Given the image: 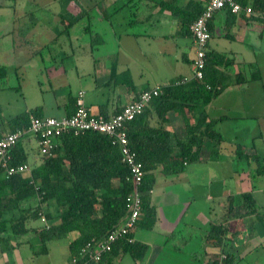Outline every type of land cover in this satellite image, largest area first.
Returning a JSON list of instances; mask_svg holds the SVG:
<instances>
[{
	"label": "crops",
	"instance_id": "crops-1",
	"mask_svg": "<svg viewBox=\"0 0 264 264\" xmlns=\"http://www.w3.org/2000/svg\"><path fill=\"white\" fill-rule=\"evenodd\" d=\"M13 1L16 12L19 0ZM28 1L33 5L29 7H34L31 13H48L59 24L54 32L48 22L37 18L26 28L27 35L37 37L27 39L37 53L27 47L16 48L24 57L20 64H2L8 76L16 71L19 85L18 89L15 85L4 88L25 99L29 92L31 95L22 109L3 112L0 106V137L11 130L9 119L16 114L34 109L41 116L68 114L80 90L85 91V102L92 112L110 115L144 89L177 76H192V69L190 74L184 68L185 64L191 66L194 56L192 35L179 29V16L162 0ZM187 1L180 0V5ZM253 1L246 0L247 4ZM6 6L7 2L0 0V10ZM80 21L84 24L79 33L76 26ZM135 25L138 32L131 30ZM209 28L207 52L225 55L217 64L224 74V87L206 106L225 141L221 156L212 160L209 150L203 148L199 159L185 162L175 174H164L158 165L150 191L155 223L151 228L137 226L133 233L134 241L149 245L148 252L141 260L127 253L117 258L120 264H264V22L223 8L215 12ZM49 42L57 47L45 57L42 50ZM32 63L42 69L46 80L37 77L27 89L23 72H18ZM4 88L0 84V91ZM49 95L53 99L50 104L45 101ZM166 117L165 128L185 137L183 114L169 111ZM190 121L195 122V118L190 116ZM244 140L251 144L245 145ZM38 152L29 155L31 168L39 164ZM245 192L250 193L255 206L247 203ZM28 204L36 206L37 199ZM48 209L54 212L53 207ZM42 217L29 224L31 229L24 235L29 239L11 240L14 245L5 250L0 244V264H18L19 257L23 264L21 247L25 242L40 246L38 253H50L49 243L43 251L38 232L57 224L59 218L44 216L45 222ZM217 225L225 233L214 238L212 230L218 231ZM78 235V230L68 233L69 247Z\"/></svg>",
	"mask_w": 264,
	"mask_h": 264
},
{
	"label": "trees",
	"instance_id": "trees-1",
	"mask_svg": "<svg viewBox=\"0 0 264 264\" xmlns=\"http://www.w3.org/2000/svg\"><path fill=\"white\" fill-rule=\"evenodd\" d=\"M207 1L188 0L180 5V0H162V3L179 16V29L192 35L190 26ZM238 1L251 5L257 14L251 16L264 22V0H254L251 4H247L246 0ZM36 53L33 51V54ZM224 57L223 54L207 52L203 79L189 78L177 83L188 77L177 76L163 83L162 92L127 124L129 144L145 170L140 185L144 193L142 213L136 227L151 228L155 223L156 209L151 203L150 191L155 185V171L159 164L164 174H175L183 169L185 162L199 159L203 148L209 150L212 160L221 156L225 141L216 127L217 120L209 116L206 106L224 87V74L217 68ZM192 62L193 59L191 65ZM7 72L6 66L0 65V80L8 76ZM13 87L18 89L19 85ZM71 104L74 108L68 115L75 111L76 98ZM169 111L183 114L185 137L181 138L176 132L165 128L166 113ZM31 114L40 115L38 109H34L10 118L9 131L27 129ZM190 116L195 118V122L191 123ZM24 141H19L11 149L13 164H29L31 150ZM53 151L51 156L38 152L39 164L32 168L30 174L7 176L0 168V244L3 250L14 245L11 240L29 233V224L34 219L43 215L52 219L57 215V224H50L48 228L44 226L38 232L43 251H46L49 241L65 238L70 231L78 230V237L70 243L72 255L78 253L87 242L97 241L113 230L125 216L126 196L134 184L130 178V167L122 161L120 148L113 143L112 136L95 130L79 134L71 130L60 136L59 144ZM262 169L264 173V166ZM115 180L118 181L117 185L114 184ZM243 196L247 203L255 206L249 192ZM33 199H37L34 207L28 204ZM49 207H53L54 212L49 211ZM217 226L218 231L212 230L215 232L214 238L225 233H221L224 230L221 225ZM134 230L130 233L132 237ZM148 249L146 243L121 239L97 264H120L117 258L127 253L141 260Z\"/></svg>",
	"mask_w": 264,
	"mask_h": 264
},
{
	"label": "built area",
	"instance_id": "built-area-1",
	"mask_svg": "<svg viewBox=\"0 0 264 264\" xmlns=\"http://www.w3.org/2000/svg\"><path fill=\"white\" fill-rule=\"evenodd\" d=\"M228 8L233 13L244 12L256 16L251 5H243L238 0H208L201 14L190 26L194 44L192 76L178 80L177 83L189 78L203 79L206 66V54L211 32L209 21L215 12ZM264 18V16H263ZM162 92V84L142 90L131 102L125 104L117 113L105 115L94 113L85 102V91L80 90L76 96L75 111L63 116H40L31 114L27 129L8 131L0 137V168L7 176L22 173L30 174L32 168L28 163L13 164L11 149L21 140H36L41 155L51 156L59 144L60 136L73 130L75 134L86 130H95L112 136L122 154V161L130 167V178L134 186L126 196L127 212L118 225L99 240H91L82 246L78 253L72 254L70 264H97L103 255L109 252L114 244L121 239L133 241L130 233L136 227L142 213L143 191L140 185L145 175L143 164L132 150L127 134V124L141 114L155 96ZM42 219L46 222L45 217Z\"/></svg>",
	"mask_w": 264,
	"mask_h": 264
},
{
	"label": "rangeland",
	"instance_id": "rangeland-1",
	"mask_svg": "<svg viewBox=\"0 0 264 264\" xmlns=\"http://www.w3.org/2000/svg\"><path fill=\"white\" fill-rule=\"evenodd\" d=\"M7 2V6L4 9L0 10V65L5 64L7 66H16L17 64H20L24 57L21 56V54L16 51V48L23 49L24 47H27V49L33 53V51H36V47L32 45L31 41L32 39H36L37 37L34 36L31 38V35L26 34V28L30 23L37 21L41 22H48L47 26L51 27V30L56 32L57 31V24H59V20L56 18H51V15L48 13L42 14L39 12H33L31 13V10H34V7H29L33 5H29L30 1L28 0H19L17 2L16 12H14L13 0H5ZM127 16L129 17V12L127 11ZM53 17V15H52ZM84 23H78V25L75 27L76 32H82ZM74 28V29H75ZM73 29V31H74ZM140 29L137 25L132 28V31L138 32ZM49 30V29H48ZM10 31V32H8ZM84 33V30H83ZM31 41H29V40ZM63 40V39H62ZM60 40V41H62ZM14 43V48L12 47ZM56 43L52 42L45 46L42 50V54L46 57L49 55L50 51L55 50ZM194 52V51H193ZM40 58V56H38ZM26 65V64H23ZM191 67V68H190ZM185 70L190 71L192 66H189L188 64H185L184 66ZM42 69H39L38 66L35 63L27 65L26 69L20 70L19 68V75L24 74V78L26 79L25 87L27 89L31 88L34 83L35 79L38 77L39 80H43L45 82L46 75L43 72L41 73ZM18 74L15 72H10L9 76L6 78H3L2 83L3 88L5 87L4 84L7 85H17L18 84ZM30 91V90H29ZM13 89H7L4 88L0 91V106L1 109H3V112L6 111V109H22V107L29 102L31 93L29 92L27 95V98H22L19 93H15ZM32 97V96H31ZM51 96L49 95L45 101L50 104ZM6 115L5 113H2V116ZM245 145L251 144L249 140L242 141ZM28 148L31 151L38 152V146L36 143V140L32 139L30 143L28 144ZM142 230V229H141ZM29 239V235L26 236H19L16 238V240L23 241ZM50 246V253L43 254L42 252L38 253L40 246L38 248H35L36 246L32 247V245L29 242H25L21 248V257L23 260V264H68L71 259L70 254V247L68 244V239L62 238V239H56L48 242ZM31 255V256H30ZM20 257L18 259V264H21L19 262Z\"/></svg>",
	"mask_w": 264,
	"mask_h": 264
}]
</instances>
